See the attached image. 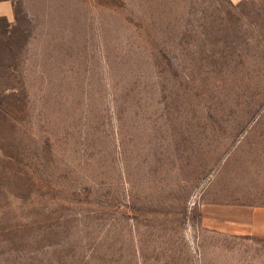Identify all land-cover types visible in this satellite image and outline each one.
I'll list each match as a JSON object with an SVG mask.
<instances>
[{
  "label": "rangeland",
  "instance_id": "rangeland-1",
  "mask_svg": "<svg viewBox=\"0 0 264 264\" xmlns=\"http://www.w3.org/2000/svg\"><path fill=\"white\" fill-rule=\"evenodd\" d=\"M0 264H264V0H10Z\"/></svg>",
  "mask_w": 264,
  "mask_h": 264
},
{
  "label": "crops",
  "instance_id": "crops-1",
  "mask_svg": "<svg viewBox=\"0 0 264 264\" xmlns=\"http://www.w3.org/2000/svg\"><path fill=\"white\" fill-rule=\"evenodd\" d=\"M14 15L10 0H0V17L10 20ZM249 220L250 231L254 234H264V206L254 207Z\"/></svg>",
  "mask_w": 264,
  "mask_h": 264
}]
</instances>
